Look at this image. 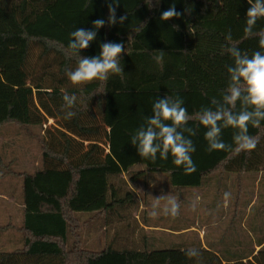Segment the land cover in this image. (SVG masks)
Instances as JSON below:
<instances>
[{
    "label": "trees",
    "instance_id": "trees-1",
    "mask_svg": "<svg viewBox=\"0 0 264 264\" xmlns=\"http://www.w3.org/2000/svg\"><path fill=\"white\" fill-rule=\"evenodd\" d=\"M173 4L179 17L162 21ZM249 7L248 0H120L110 26L106 0H0V235L18 234L6 245L0 237V264H129L136 254L145 264H197L185 254L189 248L200 251L199 264H264V121L249 125L256 148L238 155L209 152L206 129L189 121L198 128L190 175L171 154L152 163L130 143L158 97L180 96L193 116L221 98L233 63L224 50L229 30L242 52L260 50L259 37L244 34ZM121 16L128 17L123 25ZM100 18L105 26L80 55L123 43L124 74L74 86L65 74L77 66L66 54L70 33L93 30ZM254 30H264V18ZM158 51L166 53L161 63L153 59ZM65 93L79 98L70 120L63 118ZM235 131L223 129V141L233 144ZM230 177H258L257 192L242 204L244 227L215 244L209 233L206 240L183 235L182 208L175 218L149 215L148 195L179 198L213 187L221 194ZM156 178L165 188L155 195ZM218 199L211 210L220 208ZM235 206L230 200L223 210Z\"/></svg>",
    "mask_w": 264,
    "mask_h": 264
},
{
    "label": "clouds",
    "instance_id": "clouds-1",
    "mask_svg": "<svg viewBox=\"0 0 264 264\" xmlns=\"http://www.w3.org/2000/svg\"><path fill=\"white\" fill-rule=\"evenodd\" d=\"M109 15L107 23L112 26L117 23V8L120 0H106ZM157 5L159 0H156ZM250 5L247 11L244 34L245 37H259V49L251 55L242 52L232 41L229 30L226 40L228 44L225 51L233 59V63L227 66L228 83L221 93V98L213 97L210 105L190 115L184 106L185 101L180 96L166 95L157 98L153 102L152 115L145 117V122L131 136V144L137 148L138 154L152 163L157 160V154L162 160H167L171 154L172 162L177 167H183L184 173L190 175L196 172V166L192 160V153L196 151L191 137L198 133V128L189 127V121L197 120L206 131L204 139L208 144V151H225L233 154L250 152L255 149L259 138L249 135V125L260 128L264 121V30L255 31L259 19L264 18V0H248ZM175 4L163 11L161 20L167 22L179 17ZM127 16H121L119 23L124 24ZM146 27L145 23H141ZM105 26L103 18L93 22V30L76 28L70 33V39L66 54L76 57L77 66L66 69L68 80L74 85H82L93 81H107L110 75H123L121 67V55L124 51L123 43L104 42L100 45L101 52L95 57H82L80 53L87 50L97 38L98 31ZM139 31V29H137ZM130 39V37H129ZM153 59L157 63L163 61V51H158ZM76 94L63 95V118L72 119L77 115L72 109L78 101ZM239 103V110H236ZM231 127L235 129L233 144H227L222 139V130ZM137 195L143 193L136 189ZM144 194V193H143ZM151 198V211L149 215L155 219L160 215L178 217L180 215L181 201L172 192L161 193ZM140 197V195H139ZM231 197L230 192H224L223 201L226 205ZM138 204L143 207V200ZM200 205V196L195 195L188 203L192 212H196ZM220 205H217L219 208ZM189 258H197L201 253L196 248H189L185 253Z\"/></svg>",
    "mask_w": 264,
    "mask_h": 264
},
{
    "label": "rangeland",
    "instance_id": "rangeland-1",
    "mask_svg": "<svg viewBox=\"0 0 264 264\" xmlns=\"http://www.w3.org/2000/svg\"><path fill=\"white\" fill-rule=\"evenodd\" d=\"M52 123V122H51ZM40 160L38 154V162ZM41 164V163H40ZM261 174H259L260 178ZM158 179V183L154 185L152 192L156 195L159 194L165 188L164 179ZM257 178H248V177H240V178H232L225 180L222 185V192H217L214 190L215 187L207 190V191H181L178 193L179 200L181 201L182 208V217L181 223H183V235L188 236L190 239H195L196 235L201 236V239L206 234L209 233V241L210 243H216L218 239L222 236H231L232 235V227L236 228L237 231L244 227V222L241 221V211L243 210L242 204L245 200L251 197V192L256 193L257 191ZM160 183V184H159ZM232 190L231 197L229 199L232 200V203H236V206L233 207L227 214L223 208H225V204L223 201V194L225 191ZM195 195L200 196V205L196 212H192L188 203ZM219 195V199L221 201V206L218 210H211L210 205L213 198ZM228 201V202H229ZM227 207V204H226ZM14 218V217H13ZM236 220V224H233V221ZM14 223L17 225L21 224V220L15 217L12 219ZM188 230V231H186ZM185 231V232H184ZM18 234L15 231L7 230L4 235H0L3 237L1 243L3 245L7 244L6 239L17 237ZM16 239V238H15ZM129 264H145L143 255L132 256L129 261Z\"/></svg>",
    "mask_w": 264,
    "mask_h": 264
},
{
    "label": "crops",
    "instance_id": "crops-1",
    "mask_svg": "<svg viewBox=\"0 0 264 264\" xmlns=\"http://www.w3.org/2000/svg\"><path fill=\"white\" fill-rule=\"evenodd\" d=\"M0 140H1V136H0ZM0 152H1V148H0ZM136 255H143V254H136ZM136 255H133V256H136ZM143 256H144V261H145V255H143ZM131 258H132V256L129 257V261Z\"/></svg>",
    "mask_w": 264,
    "mask_h": 264
}]
</instances>
